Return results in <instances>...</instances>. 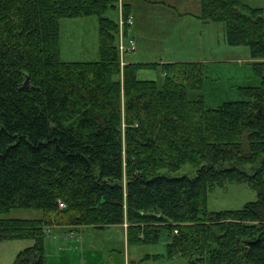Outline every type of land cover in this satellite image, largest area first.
Returning <instances> with one entry per match:
<instances>
[{"label": "trees", "instance_id": "1", "mask_svg": "<svg viewBox=\"0 0 264 264\" xmlns=\"http://www.w3.org/2000/svg\"><path fill=\"white\" fill-rule=\"evenodd\" d=\"M133 2L0 0V242L31 239L13 264H48L56 226L122 225L129 245L164 240L168 259L264 264V7L187 2V15L251 48L261 77L246 99L209 107L204 61L133 54L145 41ZM90 15L99 59L64 61L61 20ZM241 181L257 200L208 209L212 190ZM13 210L43 216L6 217Z\"/></svg>", "mask_w": 264, "mask_h": 264}, {"label": "rangeland", "instance_id": "2", "mask_svg": "<svg viewBox=\"0 0 264 264\" xmlns=\"http://www.w3.org/2000/svg\"><path fill=\"white\" fill-rule=\"evenodd\" d=\"M134 1L133 10L144 29L145 41H138V59L163 58L173 61H204L208 65L205 100L209 107H219L230 100L246 99L242 88L258 86L261 77L255 67L252 51L246 45L230 44L219 23L202 22L189 17L187 25L179 26L177 34L165 44L158 38L164 31L174 30L170 26L168 14H177L162 9L161 2ZM178 4L177 0H168ZM189 0H180L186 2ZM168 2V4H170ZM253 7H264V0H247ZM109 16L117 18L114 11ZM220 26H219V25ZM161 28L162 33L158 32ZM158 35V37H157ZM61 58L64 61H94L99 59V19L97 16L67 17L61 20ZM132 54V55H133ZM185 166L181 173L190 171ZM259 198V191L249 182H230L224 187H216L209 193L208 209L219 211L239 209L246 203ZM5 216V215H0ZM40 210H13L12 218H41ZM57 234L46 238L48 264H188L187 259H168L166 244L160 240L155 244L127 243L126 229L122 225L105 228L92 226H56ZM34 244L31 239H11L0 242V264H13L17 254ZM161 255L158 259L142 260L146 255ZM130 262V263H129ZM138 262V263H135Z\"/></svg>", "mask_w": 264, "mask_h": 264}, {"label": "crops", "instance_id": "3", "mask_svg": "<svg viewBox=\"0 0 264 264\" xmlns=\"http://www.w3.org/2000/svg\"><path fill=\"white\" fill-rule=\"evenodd\" d=\"M176 7H177L176 10L178 12L177 14H173V15L168 14V17L170 18V21H169L170 26L169 27H174V30H171L169 32L164 31V36L162 38L160 36L158 37V35H157V37L161 40V42L163 40L162 43H164V44L166 42H169L172 37L176 36L177 30H179V28H178L179 26L185 27L187 25V23H188L187 20L189 17L197 18L196 15H187L188 11L190 10V8H189L190 6H189V4H186V2H178ZM162 9L167 10L169 12L171 11V9H169V7L162 6ZM172 9H174V8H172ZM181 14H183V15H181ZM158 32L162 33L161 28H159Z\"/></svg>", "mask_w": 264, "mask_h": 264}, {"label": "built area", "instance_id": "4", "mask_svg": "<svg viewBox=\"0 0 264 264\" xmlns=\"http://www.w3.org/2000/svg\"><path fill=\"white\" fill-rule=\"evenodd\" d=\"M121 19H123V18L121 17ZM121 22L123 23V20H121ZM129 22H130V23H133V20L130 18V19H129ZM122 47H123V45H122ZM60 206H61V207H64L65 204H64L63 202H60Z\"/></svg>", "mask_w": 264, "mask_h": 264}]
</instances>
